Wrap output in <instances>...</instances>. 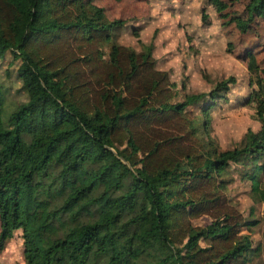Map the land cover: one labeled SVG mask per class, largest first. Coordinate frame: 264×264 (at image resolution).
I'll return each instance as SVG.
<instances>
[{"label": "trees", "instance_id": "1", "mask_svg": "<svg viewBox=\"0 0 264 264\" xmlns=\"http://www.w3.org/2000/svg\"><path fill=\"white\" fill-rule=\"evenodd\" d=\"M246 10L248 22L263 17L264 0ZM123 23L93 0H0V57L20 58L28 94L6 122L0 97V245L19 229L23 264H246L256 247L241 228L255 221L230 202L224 175L230 162L248 166L264 200V67L260 127L221 149L210 109L235 77L176 100L153 42L113 40ZM202 214L211 221L193 224Z\"/></svg>", "mask_w": 264, "mask_h": 264}, {"label": "rangeland", "instance_id": "2", "mask_svg": "<svg viewBox=\"0 0 264 264\" xmlns=\"http://www.w3.org/2000/svg\"><path fill=\"white\" fill-rule=\"evenodd\" d=\"M224 11L218 12L207 0H93L102 6L109 19L121 18L122 26L113 29V40L141 49V43L153 42L156 67L169 72L178 90L176 100L185 94L208 92L216 82L231 75V83L224 97H217L210 109V126L213 139L221 149L238 147L248 128L256 131L260 121L253 99L258 88L257 77L264 67V16L248 22L246 5L249 0H223ZM202 13L207 19H202ZM20 58L10 50L0 57V97L2 117L7 121L10 113L28 94L17 74ZM255 64L259 71L250 72L248 65ZM187 111L199 112L192 104ZM248 168L230 162L225 178V193L230 202L252 226H242L249 233L253 247L246 264H264V200L257 201L251 194V183L242 174ZM264 188V174L262 175ZM94 216L86 214L85 218ZM211 221L208 215L192 219L193 224L204 225ZM201 244H205L203 239ZM23 238L19 229L0 245V264H23Z\"/></svg>", "mask_w": 264, "mask_h": 264}]
</instances>
